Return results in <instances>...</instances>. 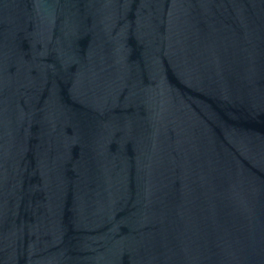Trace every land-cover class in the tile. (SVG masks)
<instances>
[{"label":"water","instance_id":"95a60500","mask_svg":"<svg viewBox=\"0 0 264 264\" xmlns=\"http://www.w3.org/2000/svg\"><path fill=\"white\" fill-rule=\"evenodd\" d=\"M0 264H264V0H0Z\"/></svg>","mask_w":264,"mask_h":264}]
</instances>
